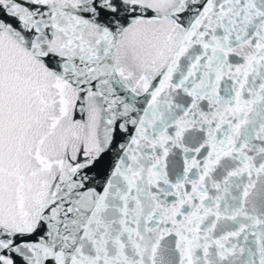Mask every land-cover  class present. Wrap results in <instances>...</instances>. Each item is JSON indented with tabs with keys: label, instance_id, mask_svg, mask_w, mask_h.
<instances>
[{
	"label": "snow or ice",
	"instance_id": "1",
	"mask_svg": "<svg viewBox=\"0 0 264 264\" xmlns=\"http://www.w3.org/2000/svg\"><path fill=\"white\" fill-rule=\"evenodd\" d=\"M0 264H264V0H0Z\"/></svg>",
	"mask_w": 264,
	"mask_h": 264
}]
</instances>
